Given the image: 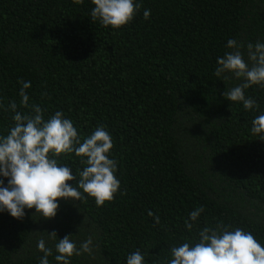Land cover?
I'll return each instance as SVG.
<instances>
[{"label":"trees","instance_id":"1","mask_svg":"<svg viewBox=\"0 0 264 264\" xmlns=\"http://www.w3.org/2000/svg\"><path fill=\"white\" fill-rule=\"evenodd\" d=\"M139 3L133 21L113 30L93 20L91 0H0V134L13 124L10 102L31 111L20 105L28 81L29 105L45 119L63 111L82 136L106 127L121 183L103 206L61 201L52 220L34 209L23 220L0 214V264H39L37 240L52 232L78 245L93 236L95 258L71 264H126L137 249L146 264H167L171 247L205 226L239 227L264 245V141L250 131L264 87L246 90L259 105L246 111L223 98L239 81L214 75L228 40L264 42V0ZM60 162L77 175L84 167L74 154Z\"/></svg>","mask_w":264,"mask_h":264},{"label":"clouds","instance_id":"2","mask_svg":"<svg viewBox=\"0 0 264 264\" xmlns=\"http://www.w3.org/2000/svg\"><path fill=\"white\" fill-rule=\"evenodd\" d=\"M82 3L83 0H77ZM91 17L101 26L119 30L128 25L140 11L139 0H91ZM151 10L143 11L144 19ZM224 54L217 58L214 75L218 80L235 79L239 83L228 87L223 98L231 104H242L246 111H258L259 105L246 90L253 86L264 87V42L248 43L236 39L227 41ZM20 105L30 108L28 114L17 110L10 102L8 110L14 113L13 124L7 134H0V214L7 213L14 220H23L28 210H35L44 220L56 217L60 202L94 200L97 206L111 202L121 187L117 178L118 162L112 158L113 138L105 126H97L90 135L82 136L63 111L45 119L39 105H29L28 81H21ZM3 107V105H0ZM251 133L264 141V113L252 120ZM74 154L84 165L78 175L62 156ZM75 173V174H73ZM6 181V183H5ZM75 181V183H66ZM203 207L192 210L185 220L191 231L199 221ZM153 217L151 211L148 212ZM156 224L159 216L154 217ZM66 235L58 239L55 232L37 240L42 253L39 264H71L73 256L95 258L97 246L93 236L79 245ZM54 241V249L48 246ZM167 264H264V245L252 232L242 228H213L205 226L194 241L183 242L170 249ZM52 257V260H49ZM126 264H146L145 256L137 249L126 257Z\"/></svg>","mask_w":264,"mask_h":264}]
</instances>
